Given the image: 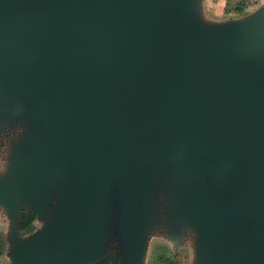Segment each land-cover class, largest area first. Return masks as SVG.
<instances>
[{"label":"water","instance_id":"95a60500","mask_svg":"<svg viewBox=\"0 0 264 264\" xmlns=\"http://www.w3.org/2000/svg\"><path fill=\"white\" fill-rule=\"evenodd\" d=\"M0 214L9 264H264V3L0 0Z\"/></svg>","mask_w":264,"mask_h":264},{"label":"rangeland","instance_id":"374dc122","mask_svg":"<svg viewBox=\"0 0 264 264\" xmlns=\"http://www.w3.org/2000/svg\"><path fill=\"white\" fill-rule=\"evenodd\" d=\"M262 3H264V0H208L206 7L210 16L222 18L245 14ZM239 5H241L242 8H238ZM37 225H39V223L36 220L35 226L37 227ZM6 226V219L0 214V235L3 233L5 234ZM112 248H110V250ZM191 251L189 242L185 241L180 245H172V243L169 244L164 239H155L149 252L147 264H162L160 258L167 255H175L177 253L185 255V264H191ZM5 252L6 245L0 246V264H9V258L6 256Z\"/></svg>","mask_w":264,"mask_h":264},{"label":"trees","instance_id":"16d2710c","mask_svg":"<svg viewBox=\"0 0 264 264\" xmlns=\"http://www.w3.org/2000/svg\"><path fill=\"white\" fill-rule=\"evenodd\" d=\"M238 8H242L239 5ZM36 216L32 213L25 212L22 217L21 227L25 233H28L36 228L35 226ZM6 240V239H5ZM2 240L0 239V246H3ZM162 264H185V255L184 254H175L167 255L160 258ZM98 264H119V255L118 251L114 248L110 250L108 258Z\"/></svg>","mask_w":264,"mask_h":264},{"label":"flooded vegetation","instance_id":"af4514ba","mask_svg":"<svg viewBox=\"0 0 264 264\" xmlns=\"http://www.w3.org/2000/svg\"><path fill=\"white\" fill-rule=\"evenodd\" d=\"M24 232V231H23ZM2 235V236H1ZM0 235V239L2 240V243H4V245H6V240H5V234H1Z\"/></svg>","mask_w":264,"mask_h":264},{"label":"crops","instance_id":"0c3cea01","mask_svg":"<svg viewBox=\"0 0 264 264\" xmlns=\"http://www.w3.org/2000/svg\"><path fill=\"white\" fill-rule=\"evenodd\" d=\"M208 2V0H206V3Z\"/></svg>","mask_w":264,"mask_h":264}]
</instances>
